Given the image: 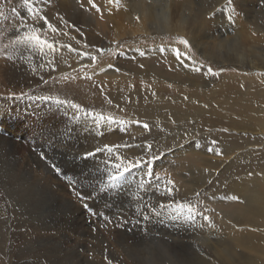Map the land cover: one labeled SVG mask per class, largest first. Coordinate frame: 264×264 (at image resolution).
<instances>
[{"label": "rangeland", "instance_id": "obj_1", "mask_svg": "<svg viewBox=\"0 0 264 264\" xmlns=\"http://www.w3.org/2000/svg\"><path fill=\"white\" fill-rule=\"evenodd\" d=\"M66 1L68 4V2L73 0ZM174 1L177 2L175 3ZM193 1L194 0H124L123 6L118 7L116 4L110 5L108 0L107 2L106 0H95V3L100 7V11L97 12L86 3V0H77L75 6L76 9L69 7L68 10H63L64 12H67L66 15H62L58 3L55 0H52L51 8L49 7L47 9V17L50 22H54L53 24L60 29L69 31L70 36L76 37L79 34L75 30H68L65 29L64 26H61L62 24L59 23L58 18L67 17L70 12L76 14L77 12L75 11L78 10L79 14H83L87 19L82 28L84 31H88L87 36L82 39H77L81 41V44L79 45L76 44L75 40H71L70 43H72L74 47L79 48L80 51H93V46L95 48L106 47V49L112 48L116 50V45L119 44L122 46L119 50L124 53L123 55L114 56L108 52H105L102 55L93 52V54L98 57L97 62L93 64L90 58L77 57L75 54L64 52L65 49H61L62 56L64 57L59 60L56 68L58 72L56 73H60L63 77H68L69 79L64 80L61 77L62 79L60 80L63 82L60 83L56 89L57 98L55 100L52 99V102L50 101V103H52L51 106L56 109V113L58 111V106L61 105V101L71 100L73 103L80 102L81 107L85 111L94 110L101 114H112L126 120L135 119L140 121L141 125L143 123L149 124V128L146 129V132L140 124L139 126L129 124L126 133L117 130L118 132L116 136L118 135L120 140L117 139L118 141L116 142H101L102 140L99 136H102L103 126L106 125L107 131L110 130L107 128L108 123L106 121L96 123L95 117L87 116L84 112H80L81 115L77 114V110L72 108V111L75 113L72 118H68L63 114L58 115L61 117L60 119L63 117V122L64 118L70 120L68 125L64 128L70 129V134H74L81 138V142L78 145L79 147L75 148L73 153L72 150L66 146L58 147L56 145H50V147L47 146L46 149L41 150L47 154L50 161H55L58 164L61 173H56L54 171L51 172V169L46 168L43 161H41L42 165L39 166L38 162H35L36 160L33 156L40 150L37 146L27 145L25 141L21 139V136H17L20 145L14 157L0 151V171L2 172H0V178L2 177L0 182H4L6 179L9 181L10 177H17L18 184L16 187L22 188L23 185L21 183L23 182L25 184L27 179L24 171L25 169H28L31 172V180L35 184L32 192V200L33 203H35L31 205L27 204V201H25V203L20 201L19 205H15L11 211L12 213L15 212L16 216L19 217H16V223L14 225L17 230V247L19 246L18 248H21V250L25 252L27 259L24 262L15 263L16 259H14L13 256L6 257L3 260L5 261V264H106V253L108 258L112 260V264H158V261L161 259L166 261V264H185L186 261H184L182 253H180L177 248L178 242H184L181 243V245L186 246V243L191 239V241L196 242V246H192V248L195 247L193 248L194 250L196 248H203L204 244L202 243L203 240L201 237L206 230H209L212 234L218 232L219 235L225 236L228 240L230 239L231 232L228 223L226 221V223L222 222L219 216L223 215L225 218L229 211L228 215L232 214L241 207L242 203L227 199V197L231 195L225 193L224 187H222L218 193L213 195V201L209 199L207 200V194L205 191L194 187V184H196L195 186L199 184V187L201 188L200 183L203 181L201 179L199 182L198 178H195L192 171L189 169L193 165L200 166L202 161L197 154L186 152L183 155H179L177 153L176 147L179 146L180 138H177L175 135L177 133L175 126L176 124H179V122L173 116V111L177 109L181 112L186 111L193 115V113L198 112L199 108H207L208 110L214 109V112L218 113L225 112V105L227 108H232L229 112H231V117L234 116L230 121L209 120L207 115H202L205 116L207 120L205 121V119H202L199 122L198 132L195 133L196 140L202 144L207 143V140L209 141V135L217 138L220 134L226 135L229 131L228 128L246 129L245 132H248L246 134L250 136L249 132L253 129L255 131V129L259 128L261 121L264 120V116L262 115L264 109V76L257 74L264 71V69L261 67H249L248 62L242 61L240 63L238 60L239 63L235 62L236 64H219L221 58L216 57L217 59H212L213 55H216L211 48H208V54L210 55H206L211 58L208 59L200 54V51H197L194 43L192 44L189 41L193 46L192 52L195 54V58L198 62L203 60L206 64H210L216 70H219L220 68L224 69V71L217 77H206L203 75V70L201 73H194L183 68L179 65L176 57L167 51L168 47H177L175 46L176 40L174 38L177 37V35L175 36V33H167L164 34L165 36H154L145 31L131 33L136 26L135 24H138L135 17L139 16L140 18L142 12L148 13L149 11L150 13H159L161 8L163 9L166 5L170 6V4H174L172 10L175 18H178L180 17L179 11L182 6L185 4L186 8H183L187 11L189 9L188 5H191L190 3L193 5ZM198 1L200 2L201 0ZM0 2H9V0H0ZM213 2V0L210 1V12H208V10L207 12H204L205 20L204 23H202V27L207 31L208 36L210 35L205 41L207 45H210L212 40L216 39L219 42L221 39H224V46L221 45V49L222 52H226L228 50L229 41H231L236 35L235 28H244V31H246L245 34L241 33L240 41L247 40V32L252 30L247 28V22L245 21L246 18L241 16L238 9H236L229 0H222L217 4L215 2L214 4ZM256 2V8L259 6L264 8V4H262L260 0H257ZM8 4L11 5L12 3ZM9 5H7V7H9ZM109 6L112 9H110ZM109 13H112V15L110 16ZM113 19L117 20L115 21ZM145 20V23H148L150 17L145 18ZM233 20H237L238 24L233 25ZM114 22H117V24ZM117 29L120 33V37L115 33V30ZM232 31H234V33ZM249 33L253 34V32ZM211 35L213 36L211 37ZM58 37L65 38L68 36L61 35ZM114 41L116 44L113 43ZM84 43L89 45V48L86 50L83 48ZM161 43L166 47V51L163 54H160L157 48ZM135 48L142 49L145 51L146 55L139 56L134 51ZM246 49L248 48L246 47ZM251 50L252 49H250V51H244L245 54L248 55L245 56V59H252L250 58L252 56L250 55ZM256 53L258 54V51H256ZM42 57L43 56L38 53L37 57L33 56L30 62L35 65ZM51 57L52 56H50V59ZM5 60L6 62L9 61L6 58ZM216 62L218 63L216 64ZM109 64H112L114 67L109 69ZM257 64L258 63H255V65ZM83 65H87L88 67L80 70ZM141 65H143V67H141ZM239 67H241V69ZM115 68H119L120 71L117 72ZM101 69H105V71H101ZM174 76H176L175 79ZM177 76H179V79H177ZM225 83H228L229 86L226 87ZM1 86L2 83L0 82V87ZM197 86L200 89H198ZM101 89H103V91H101ZM153 93H155L154 96ZM185 97L189 98L185 99ZM223 97H225V100ZM56 100L57 104L59 103L58 105L55 103ZM108 100L112 101L111 105L108 104ZM121 109H123V111H121ZM84 117L85 120L83 119ZM185 117L187 118V116ZM234 117L237 118L235 119ZM175 120L177 121L176 123ZM114 125L115 124H113V126ZM114 127L117 129L118 125ZM224 128L228 131H223ZM199 131L203 134H200ZM66 134L68 136L67 130ZM60 135H62L61 132ZM62 144H65V142L63 141ZM104 144H111L113 146V151L111 153L106 150L96 152L97 148L103 149ZM136 145H152L153 147L151 151L156 153L158 159L153 160L151 164L146 167L145 165L147 164L148 157L145 156V161L144 163H141L140 166L130 169L118 180L108 182L107 175L109 172L114 171L112 168L113 164L135 161L139 156L145 154L142 149L136 148ZM128 146H131V149ZM173 146H175V148ZM87 152H93L94 155L85 156V153ZM161 153H163V155H161ZM263 154L259 155V157ZM36 156L39 159V153ZM116 157L124 159L117 160ZM251 157L256 158V153L253 152ZM258 165L261 168L264 167V160L258 163ZM258 165L254 164V167L259 168ZM236 173L241 174L242 172L239 169ZM72 174L81 181L80 185L74 186L67 182V180H71ZM228 174L231 173L227 172L226 177ZM225 179L226 178L222 176L220 177V180H223L224 182H226ZM168 180H172L174 182V188L178 189V191H174L170 197L166 194L161 195L166 187L173 186L167 184ZM253 186L256 187H254L256 191L264 195L263 179L258 180L257 183L252 185V187ZM192 187L196 190L193 191ZM252 187L250 186L249 189L251 190ZM187 188H190L192 192L189 193ZM231 188L232 187H229L228 189ZM238 190L241 192V189ZM242 190L245 191L244 189ZM78 192L86 197L84 202L78 199ZM197 192L201 194L198 200L194 195ZM170 202L172 205L171 207H160L161 204L168 205ZM84 203H87V208L83 206ZM234 204L235 206H233ZM178 205H188V207H178ZM203 206L205 207L203 208ZM192 207L197 211H190L189 208ZM2 213L6 214L7 212L5 213L2 211ZM192 213L194 215H192ZM204 215H208L211 218V223L203 220L202 217ZM29 217L30 220L28 219ZM44 221L46 223H44ZM5 225L3 226L4 229L3 227L1 229L3 232L8 231L10 228V224ZM216 228L219 230L217 231ZM25 235L26 238L29 239V242L21 243L24 240ZM197 235H199V237ZM51 239L56 241L54 242L53 240V243L56 246L55 248L59 250L60 262H54L53 259L51 261L46 259L35 260L32 257L33 254L37 249L41 250V248L48 246L49 240ZM4 243L7 245L5 241H3V244ZM234 249L235 252L240 251V248ZM74 250L77 252V258L73 255V252L76 253ZM184 252L187 254L185 249ZM207 252H209L208 249ZM197 253H199L198 250ZM12 254L14 255L15 252ZM210 254L215 258L214 253L211 252ZM257 255L264 260L263 255ZM240 258L241 256L236 259L239 260ZM216 261L221 264L217 259ZM235 263H237V261H235ZM258 264H260V261Z\"/></svg>", "mask_w": 264, "mask_h": 264}, {"label": "bare ground", "instance_id": "obj_2", "mask_svg": "<svg viewBox=\"0 0 264 264\" xmlns=\"http://www.w3.org/2000/svg\"><path fill=\"white\" fill-rule=\"evenodd\" d=\"M55 1L58 3L59 10H60L62 15H66L67 12H64L63 10H68L69 7L76 9L75 6L77 4V0L76 1L73 0L71 2H68V4H70V5L67 4L66 0H55ZM164 1H166V0H164ZM196 1H198V0H196ZM196 1L195 0L193 1V5H192V3H190L191 5H188L189 9L187 11H185V9H184V8H186L185 4L182 6L181 9L179 8L180 9V11H179L180 17H178V18H175L173 10H172V6H174V4H170V6L166 5L163 9L162 8L160 9L159 13H153V12L150 13L149 11H148V13L142 12L141 17L138 21V24H135L136 26H135L134 30H132L133 32L131 30L130 31H131V33L138 32V31H145V32L150 33L154 36L164 35L167 33H172V34L175 33V36L176 35L177 36H184L192 44L194 43V46L197 48V51H200V54H202L205 57H207L206 55H210V54H208V48H211L213 50V52H215V55H216V56L213 55L212 59H217L216 57L221 58L220 62L218 61L219 64H222V65L231 64V63L236 64L235 62L241 63L243 61V62H248L249 67H252V68L261 67L264 69V8L260 7L259 5H258L259 7L256 8V6H257L256 1L257 0H231V2L229 0V2L232 5H234L236 9H238L241 16L246 18L245 21L247 22V28L251 29L252 31H249V32H253V34L247 32V35H246L247 40L240 41L241 33L245 34L246 31H244L245 30L244 28L243 29L235 28V30H236L235 34L236 35H235V37H233L231 39V41H229L228 50L226 52H222V49H221V45L224 46L223 45L224 39L223 40L221 39L219 42L216 39L212 40L210 45L209 44L207 45L206 41H205L210 35L208 36L207 31L202 27V23H204V20H205L204 19L205 18L204 12H207V10H208V12H210L209 10L211 9L210 8L211 7V5H210L211 0H201L200 2L199 1L196 2ZM213 1L217 4V3L221 2L222 0H213ZM223 1H225V0H223ZM106 2H107V0H106ZM8 3H12V4L9 5ZM149 3H150V1H149ZM34 4H35V7L40 10L41 14L47 15V13H48L47 9L49 7L51 8L52 0H34ZM7 5H9V7H7ZM160 5H161V3H160ZM12 8L16 9L15 13H13L11 11ZM109 8H110V6H109ZM143 8H145V7H143ZM110 9H112V8H110ZM218 10H219V8H218ZM75 12H77V13L73 14L72 12H70L69 15L65 18L68 19L69 22H75L82 29L85 22L87 21V19H86V17H84L83 14H79L78 10ZM0 14H2V15H0V80H1L0 82L2 83V86L0 87V151L8 154L9 156L14 157L16 155V151L18 150V147L20 145V142L17 140V136H21V139L23 141H25V143L27 145L29 144V146L30 145L31 146H37L38 149L40 150L38 153H40L41 150L46 149L47 146L50 147V145L51 146L56 145L58 147L59 146H66L67 148H70L72 150V153H73V150L75 148L79 147L78 145L81 142V138L74 135V134L73 135L70 134V131H71L70 129L64 128L68 125V122H70V120L68 118L69 117L72 118L75 114L72 111V107H70V105L68 103H66V104L61 103V105L58 106V111L56 113V109L53 106H51L52 103H50V101L52 99H45L44 98V97H55V99L57 98L56 97L57 96L56 95V89L58 88L60 83H62L63 81L60 80L58 83L53 84L52 83V77H59V78L62 77L63 78V75L60 73H56V72H58L57 70L52 71L48 67H41V65L45 64L48 60L53 59L52 57L50 59V56H43L34 65L30 62L31 58L33 56L37 57V54L39 52L32 51L31 49H29L28 47H26L23 44L14 43V41L17 38L18 31L20 29V19L22 17H27V22L33 23L35 18L31 17L28 14L27 10L22 6L21 0H9V2H0ZM206 14H208V13H206ZM233 14H235V13H233ZM109 15L111 16L112 13H109ZM149 17H150V20L148 21V23H145V21H146L145 18H149ZM223 17H224V15H223ZM229 19H231V18H229ZM113 20L116 21L117 19H113ZM238 20H239V18H238ZM114 23L117 24V22H114ZM232 24L233 25L238 24V21L233 20ZM145 25H147V26H145ZM61 26H63V25H61ZM120 26H121V24H120ZM213 26H214V24H213ZM237 29H239V30H237ZM45 31H46V29H45ZM82 31H83L84 35L83 36L77 35L76 39H82L83 37L87 36L88 31L86 32L83 29H82ZM232 32L234 33V31H232ZM115 33L118 36L120 34L118 32V29L115 30ZM19 34H22V32H19ZM48 35L50 38L52 36H54V34H52V33H48ZM109 35H111V34H109ZM118 36H116V37H118ZM212 36L213 35H211V37ZM105 37H106V35H105ZM56 39H58L62 44H69L71 41L69 39V37H65V38L56 37ZM102 40H104V39H102ZM236 41H238V42H236ZM70 44H72V43H70ZM109 45H111V44H109ZM175 46H177L176 48H178L182 53L187 52V49H185L183 45L179 44L178 41H176ZM208 46H210V47H208ZM103 47H105V46H103ZM246 47L248 49H246ZM5 49H7V52L5 51ZM250 49H252L251 54H250V55H252L250 57L252 59H249V58L245 59V56L247 55V54H245V52H246V50L250 51ZM256 51H258V54L256 53ZM64 52H68L67 49H65ZM9 54L13 55L14 59L12 61L6 62L5 57H6V55H9ZM63 57L64 56H62V59H63ZM207 58L211 59L209 57H207ZM77 61H79V60H77ZM185 62L191 63L190 61H185ZM218 62H216V64ZM255 63H258V64L255 65ZM70 64H71V62H70ZM179 65L181 66L180 63H179ZM31 66H33V67H31ZM239 68L241 69V67H239ZM246 72H247V69H246ZM174 73H176V72H174ZM155 74H157V73H155ZM187 74H189V73H187ZM41 77H43V80H41ZM147 77H148V75H147ZM154 77H156V76H154ZM175 77L176 76H174V79H175ZM177 77H178L177 79H179V76H177ZM194 77H196V76H194ZM245 79H247V78H245ZM165 80H166V78H165ZM43 81H48V83L45 84ZM161 82H162V80H161ZM231 82H233V81H231ZM179 83H180V80H179ZM214 84H215V82H214ZM187 85H189V84H187ZM225 86L227 87V86H229V84L225 83ZM197 88L200 89L198 86H197ZM239 92H241V91H239ZM154 94H153V96H154ZM200 94H201V92H200ZM224 98L225 97H223V99ZM150 100H152V99H150ZM154 102H156V101H154ZM55 103H56V105L59 104V103L57 104V100ZM145 103H144V105H145ZM217 103H215V104H217ZM79 104H80V102H79ZM260 104H258V105H260ZM204 105H206V104H204ZM185 109H187V108H185ZM231 109L227 108L225 105V112L224 113L223 112L218 113V112H214V109L208 110L207 108H202V109L199 108L198 112L193 113V115H191V113L186 112V111L181 112L180 110H177V109H175V111L172 110L173 116L179 122V124H176V126H175L176 131H177V133L175 135L177 136V138H180L179 146L176 147L177 153L179 155H183L186 152H190L191 154H197V155H199V157L202 161L200 166H194L193 165L189 169L190 171H192L193 176L195 178H198L199 182L201 179L203 181L202 183H200L201 188H203V189H201L199 187V184H197V186H195L196 184H194V187L196 189H200V190L205 191L207 194L206 195L207 200L209 199V200L213 201V195L218 193L222 187H224L225 193H228L229 195L237 194V195H239L240 199L243 200L241 207H239L232 214L228 215V213L230 212L229 211L227 213V216H225V218L223 215L219 216L221 218L222 222L228 223V227H229V230L231 232L230 233L231 236H230L229 240L225 236L219 235L218 232L212 234V232H210L209 230H206L205 233H203L204 235L201 237V239L203 240L202 243L204 244V247L202 246L203 248H196L194 250L193 248H195V247L192 248V246H196L195 245L196 242L191 241V239L186 243V246L181 245V243H184V242H178L177 248L180 251V253H182V256L184 257V261H186L185 264H220V263H217L216 259L218 261H220L221 264H258L259 261H260V264H264V260L262 259V257L257 255V254H261L264 256V195L262 193H259L258 191H256V189H255L257 187L256 185H255L256 187L255 186L252 187V185L257 183L258 180H260V179L264 180V167L261 168L258 165V163H260L262 160H264V154H263L264 153V131H263L264 130V120L261 121V125L259 126V128L256 127L257 129H255V131L253 129V130H251V132H249L250 136L246 134L248 132H245L246 129L244 130L243 128H235V129L228 128L229 131L226 133V135L220 134L218 138L212 137L209 135V141L207 140V143H205V144L199 143V141L196 140V136H195V133L198 132L199 122L202 119H205V121L207 120V118L205 116H202V115H207L209 120L230 121L231 118H233V116H234L233 115L231 117V112H229ZM251 109H253V108H251ZM142 110H140V111H142ZM150 112H151V110H150ZM167 112H168V110H167ZM170 113H172V112H170ZM58 114L59 115H62V114L66 115L68 118H64V122H63V117H62V119H60L61 117ZM77 114H80V113H77ZM262 115L264 116V109H263ZM185 116H187V118ZM83 119L85 120V117ZM161 120H162V118H161ZM176 120H175V123L177 122ZM150 121H152V120H150ZM73 125H75V124H73ZM114 126H116V125H114ZM114 126L113 125L109 126L107 124L108 130L110 129L109 131H107L106 125L103 126L102 136H99V137H101V140H102L101 142H103V141L116 142V141H118L117 139L120 140L119 136L118 135L116 136L118 131ZM140 126H141V124H140ZM226 126H227V124H226ZM94 128H95V126H94ZM66 130L68 131L69 137L66 134ZM247 130H249V129H247ZM145 131H146V129H145ZM60 132L62 135H60ZM216 132H218V131H216ZM220 132H222V131H220ZM199 133L203 134L201 131H199ZM167 135H166V137H167ZM158 136H160V135H158ZM96 138H97V136H96ZM82 139H83V137H82ZM212 140H215L217 143L215 145H212L210 143ZM63 141L65 142V144H62ZM84 141H86V140H84ZM173 147L175 148V146H173ZM209 147H213V148L218 147L220 149V154L217 155L214 151L209 152L208 151ZM253 152L256 153V158L251 157ZM38 153L36 155H38ZM261 154H263V155L261 157H259V155H261ZM36 155H34L33 158L36 160L35 162H38L39 166H41L42 162H41V160H39L37 158ZM53 156H54V154H53ZM56 157H57V155H56ZM33 158H31V159H33ZM71 159H72V157H71ZM74 162H75V160H74ZM179 163H181V162H179ZM251 164H253V165H251ZM254 164H257L259 166V168L254 167ZM25 166H26V164H25ZM1 168H3V167H1ZM36 168H38V167H36ZM205 169H207L208 171H205ZM239 169L242 172L241 174L236 173ZM24 172H25L24 174L26 175L27 179L25 181V184L23 182L21 183L23 185L22 188L16 187L18 184V181L16 179L17 177L16 178L10 177L9 181H8V179H6V181L0 182V264H5V261H3V260L6 257H12L13 256V258L16 259L15 263L24 262L27 259L25 252H23L21 250V248H18L19 246L17 247V242H18V239L16 238V231L17 230H16V227L14 226L16 223L15 221H16L17 216H16L15 212H13V213L11 212L12 208H14L15 205H19L20 201H22L24 203H25V201H27L26 203L31 204V205H33L35 203V202L33 203V200H32V196H33L32 192H33V188L35 187V184L31 180V175H30L31 172L28 169H25ZM51 172H52V170H51ZM227 172H230L231 174H228L226 177ZM233 172H235L236 174ZM249 173H251L252 175L250 176ZM6 174H7V172H6ZM2 175H4V174H2ZM221 176L226 178L225 179L226 182H224L223 180H220ZM48 178H50V177H48ZM67 182H71L72 183L71 185H74V186H78L81 183V181L77 177H75V175H73V174L71 175V180H67ZM194 182H195V180H194ZM250 186L252 187L251 190L249 189ZM52 187H53V185H52ZM229 187H232V188L228 189ZM195 188H193L192 190L195 191L196 190ZM181 189H183V188H181ZM238 189H241V192H239ZM242 189H244L245 191H243ZM192 190L189 188L188 192L191 193ZM234 190L236 191V193ZM246 190H247V192H246ZM185 201H187V200H185ZM22 202H21V204H22ZM233 206H235V204ZM29 207H30V205H29ZM204 207L205 206H203V208ZM20 209H19V211H20ZM22 210H21V212H22ZM129 210H131V209H129ZM2 211L5 213L7 212V213L3 214ZM26 211H27V209H26ZM192 215H194V214L192 213ZM18 216H19V214H18ZM30 217L28 218L29 220H30ZM17 218H19V217H17ZM44 223H46V222L44 221ZM5 224L6 225L10 224V228L8 229V231L3 232V230H1V229ZM59 225H57V226H59ZM3 229H4V227H3ZM44 230H45V228H44ZM218 230L219 229H217V231ZM70 233H71V231H70ZM197 236L199 237V235H197ZM70 238H72V237H70ZM122 238H123V236H122ZM53 240L54 239L49 240V245L46 246L45 248H41V250L37 249V251L33 254L32 257L35 260L46 259V260L51 261L53 259L54 262L57 261L59 263L60 262L59 261L60 253H59V250L55 248L56 246L54 245ZM3 241H5L7 245H5V243L3 244ZM25 242H29V239L26 238V235H25L24 240L21 243H25ZM54 242H56V241L54 240ZM173 242H175V241H173ZM234 248H240V251L235 252ZM184 249H185L187 254H185ZM207 249L209 250V252H207ZM197 250L199 253H197ZM14 252H15V254L13 255L12 253H14ZM135 252H136V250H135ZM211 252L215 254L214 256L216 259L210 254ZM26 254H28V253H26ZM73 255H75L76 258L78 256L77 252L76 253L73 252ZM240 256H241V258L239 260H237L236 258H238ZM235 261H237V263H235Z\"/></svg>", "mask_w": 264, "mask_h": 264}, {"label": "snow or ice", "instance_id": "obj_3", "mask_svg": "<svg viewBox=\"0 0 264 264\" xmlns=\"http://www.w3.org/2000/svg\"><path fill=\"white\" fill-rule=\"evenodd\" d=\"M124 0H108V3L111 4H116L118 7L123 6ZM231 2V0H230ZM262 4H264V0H260ZM22 6L27 10L28 14L31 17H34L33 23H28L27 22V17H22L20 19V29L17 34V38L14 41L16 44H23L32 51H37L41 56H52L53 59L48 60L45 64L41 65V67H48L52 71H55L59 60L62 59V53L61 49H67L69 53L75 54L77 57H82V58H90L93 64L97 62V55L93 54L95 53H100L101 55L104 54L105 52L111 53L114 56L117 55H123V51L119 50L122 48L121 45L117 44L116 45V50L112 48H95L93 46V51H80L78 48L74 47L72 44H62L56 37L58 36H68L70 40H75L76 44L79 45L81 44L80 40H77L75 36H70L69 31H64L63 29H60L56 25H54L52 22H50L49 18L47 17L46 14H41L40 10L35 7L34 0H21ZM86 3L95 11L99 12L100 7L95 3V0H86ZM83 6V5H82ZM11 11L13 13L16 12L15 8H12ZM2 15V14H0ZM59 23L64 26L65 29L68 30H75L80 36H83V31L82 29L75 23V22H69L63 17H59ZM135 19L139 21V16H136ZM46 29V31H45ZM19 32H22V34H19ZM48 33L55 34L51 38L49 37ZM176 41H178L179 44L183 45L185 49H187V52H181L178 48L176 47H170L167 48V51L172 53L177 61L181 64V66L185 69H187L190 72L194 73H201L203 70V75L206 77H217L219 76L224 69L220 68L219 70L214 69L210 64H206L205 61H197L195 58V54L192 52V45L190 44L189 40L185 38L184 36H177L174 38ZM116 44V42H113ZM83 48L88 49L89 45L87 43L83 44ZM158 52L160 54H163L166 51V47L163 43L157 46ZM7 52V49H5ZM134 51L139 55V56H144L146 55L145 51H143L140 48H135ZM7 60L12 61L14 59L13 55H6L5 57ZM185 61H190L191 63H187ZM87 65H83L80 70H83L84 68H87ZM114 66L112 64L108 65L109 69H112ZM143 67V65H141ZM117 72L120 71L119 68H115ZM101 71H105V69H101ZM260 76H264V71H261L257 73ZM90 78V77H89ZM61 78L59 77H52V83L56 84L60 81ZM64 80H68V77H63ZM41 80H43V77H41ZM45 84L48 83V81H43ZM103 91V89H101ZM154 94V93H153ZM45 99H55V97H44ZM187 99V97H185ZM109 105L112 104L111 100L107 101ZM61 103H68L70 107L73 109L77 110V113L84 112L87 116H93L95 117L96 123H99L100 121H106L109 125H118L117 130L126 133L128 131V125H139L141 124L140 121L135 120V119H129L126 120L124 118H119L116 117L112 114H101L98 112H95L94 110L86 111L81 107V104L79 103H73L71 100L67 101H61ZM123 111V109H121ZM143 129H148L149 124L143 123L142 125ZM223 131H228L227 129H223ZM212 145H215L217 142L215 140H212L210 142ZM131 149V146H128ZM136 148H140L144 151V155L139 156L135 161H129L127 163H115L112 165V168L114 171L109 172L107 175V181L108 182H114L118 180L120 177H122L125 173H127L130 169L134 167H138L141 163H144L145 161V156L148 157L147 164L145 165L146 167L151 164L153 160H157L158 157L156 153L152 152V145H136ZM102 150H106L109 153L113 151V146L111 144H104L103 149L97 148L96 152H100ZM209 152H215L217 155L220 154V149L218 147L213 148L209 147L208 148ZM93 152H87L85 153V156H93ZM163 155V153H161ZM39 159L45 163L46 168H50L52 171L56 173H61L59 170V166L55 161H50L47 157V154L43 151L39 153ZM117 160H123L124 158L121 157H116ZM205 171H208L205 169ZM251 176L252 174L249 173ZM72 184L71 182H69ZM168 185H173L172 187H166L164 189V192L161 193V195H167V196H172L174 191H178V189L174 188V182L172 180L167 181ZM200 193L197 192L195 194V198L198 200L200 197ZM78 199H80L82 202L86 200V197L81 195L79 192L77 193ZM227 199L231 201H235L238 203H243V200L240 199L239 195L234 194L231 196H228ZM83 206L87 208V203H84ZM171 207V202L168 205L161 204L160 207ZM178 207H188V205H178ZM190 211L195 212V208L192 207L190 208ZM203 220L206 222H210V217L208 215H204ZM105 259H106V264H112V260L108 258L107 253L105 254Z\"/></svg>", "mask_w": 264, "mask_h": 264}, {"label": "clouds", "instance_id": "obj_4", "mask_svg": "<svg viewBox=\"0 0 264 264\" xmlns=\"http://www.w3.org/2000/svg\"><path fill=\"white\" fill-rule=\"evenodd\" d=\"M158 264H166V262L161 259L160 261H158Z\"/></svg>", "mask_w": 264, "mask_h": 264}]
</instances>
